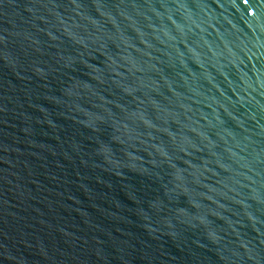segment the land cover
I'll list each match as a JSON object with an SVG mask.
<instances>
[{
  "label": "water",
  "instance_id": "obj_1",
  "mask_svg": "<svg viewBox=\"0 0 264 264\" xmlns=\"http://www.w3.org/2000/svg\"><path fill=\"white\" fill-rule=\"evenodd\" d=\"M0 264H264V0H0Z\"/></svg>",
  "mask_w": 264,
  "mask_h": 264
}]
</instances>
